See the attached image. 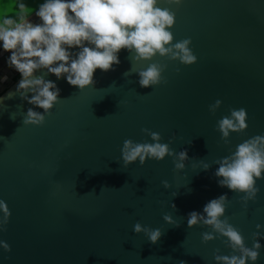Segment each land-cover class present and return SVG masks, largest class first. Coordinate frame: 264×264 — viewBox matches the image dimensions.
I'll list each match as a JSON object with an SVG mask.
<instances>
[{
    "label": "water",
    "instance_id": "water-1",
    "mask_svg": "<svg viewBox=\"0 0 264 264\" xmlns=\"http://www.w3.org/2000/svg\"><path fill=\"white\" fill-rule=\"evenodd\" d=\"M24 2L32 9L30 19L39 22L35 12L44 0ZM159 6L176 13L170 29L174 42L191 38L197 62L186 66L157 55L137 63L122 50L115 70L97 69L95 84L82 91L66 77L48 74L45 79L57 84L61 100L43 126L24 125V114L34 106L19 93L8 98L20 77L8 67L10 53L0 44V96L5 97L0 101V199L12 213L7 231L0 232L11 251L0 246V264H216V249L231 254L226 238L216 234L205 244L202 234L212 229L189 228L187 218L192 211L203 214L207 202L224 194L226 217L252 247L256 225H264V179L257 181V199L245 210L243 194L220 187L214 173L216 160L264 135V0H183L180 6L160 0ZM18 10L15 0H0V16L15 18ZM154 62L168 64L167 83L143 88L137 73ZM217 99L223 104L213 115L209 105ZM229 108H245L249 127L231 133V143L225 144L217 121L230 114ZM143 128L160 133L161 142L176 153L187 150L186 167L176 170L171 156L124 167L126 139L154 143ZM201 160L211 168L202 169ZM166 214L179 226L166 222ZM137 222L160 229L158 242L135 233ZM260 231L256 264H264V228Z\"/></svg>",
    "mask_w": 264,
    "mask_h": 264
},
{
    "label": "clouds",
    "instance_id": "clouds-1",
    "mask_svg": "<svg viewBox=\"0 0 264 264\" xmlns=\"http://www.w3.org/2000/svg\"><path fill=\"white\" fill-rule=\"evenodd\" d=\"M15 2L19 9L15 18L7 14L0 16V44L3 51L10 53L8 67L17 71L20 77L16 92H9L8 98L19 93L22 100L34 106L24 114V125L43 126L46 114L51 115L54 106L61 100L57 84L45 79L48 74L55 75L57 79L66 77L71 86L82 91L95 84L97 69L103 72L115 70L121 62L119 53L122 50L133 54L132 58L137 63L153 61L157 55L186 66L197 62L191 38L174 42L170 29L176 24V13L171 7H160V0H44L35 12L39 22L30 19L32 9L24 0ZM164 2L169 6H180L183 0ZM70 49L79 50L73 53ZM167 68V63H149L137 73L139 85L152 88L167 83L164 76ZM38 70L46 71L38 76L35 74ZM131 73L132 68L124 75ZM7 79V76L3 77L4 81ZM4 98L0 96V101ZM222 104L223 101L217 99L209 105V111L215 115ZM35 108L43 109V112ZM229 113L217 121V131L222 134L225 144L231 143V133L242 134L249 127L245 108H229ZM141 131L154 143L126 139L121 149L124 167L137 161L143 166L148 159L163 161L169 156L173 158L176 170L186 167L185 162L189 160L187 150L176 153L170 143L161 142L160 133L148 128ZM201 163L202 169L211 168L203 160ZM215 164L218 167L214 175L219 186L243 194L240 202L247 210L249 201H256L260 191L257 181L264 179V135H255L243 141L229 156L216 160ZM162 183L165 188L171 187L166 180ZM228 205L226 194L214 198L206 203L203 214L190 212L187 225L189 228L202 225L212 229V232L202 234L205 244L217 239L216 234L226 238L223 242L231 249V254L222 255L216 249V264H249V261L256 264L262 248L260 230L264 225H256L252 247H248L241 231L225 215ZM172 207L175 209L174 204ZM0 213V232H6L12 213L3 199H0ZM163 218L169 224L179 226L171 215L166 214ZM133 231L145 233L152 243L158 242L162 235L160 229L145 228L139 222L134 225ZM0 246L11 251V246L5 241L0 240ZM179 264L186 262L180 261Z\"/></svg>",
    "mask_w": 264,
    "mask_h": 264
},
{
    "label": "crops",
    "instance_id": "crops-1",
    "mask_svg": "<svg viewBox=\"0 0 264 264\" xmlns=\"http://www.w3.org/2000/svg\"><path fill=\"white\" fill-rule=\"evenodd\" d=\"M6 75H3V77H5Z\"/></svg>",
    "mask_w": 264,
    "mask_h": 264
}]
</instances>
